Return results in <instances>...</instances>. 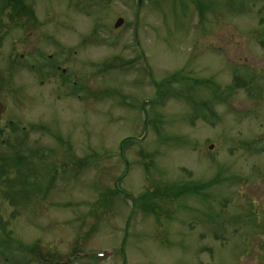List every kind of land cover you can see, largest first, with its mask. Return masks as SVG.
I'll return each instance as SVG.
<instances>
[{"label": "rangeland", "instance_id": "obj_1", "mask_svg": "<svg viewBox=\"0 0 264 264\" xmlns=\"http://www.w3.org/2000/svg\"><path fill=\"white\" fill-rule=\"evenodd\" d=\"M262 42L264 0H0V264H264Z\"/></svg>", "mask_w": 264, "mask_h": 264}, {"label": "water", "instance_id": "obj_2", "mask_svg": "<svg viewBox=\"0 0 264 264\" xmlns=\"http://www.w3.org/2000/svg\"><path fill=\"white\" fill-rule=\"evenodd\" d=\"M122 25V20L121 19H118L114 25V28H118ZM2 112V106L0 105V114Z\"/></svg>", "mask_w": 264, "mask_h": 264}, {"label": "trees", "instance_id": "obj_3", "mask_svg": "<svg viewBox=\"0 0 264 264\" xmlns=\"http://www.w3.org/2000/svg\"><path fill=\"white\" fill-rule=\"evenodd\" d=\"M13 1H15V3H18L20 0H13ZM260 45L261 46H264V42H262V43H260ZM236 80H240V79H238L237 77H236ZM238 82V81H237ZM18 160H19V158H18ZM21 160V159H20ZM92 257V256H91ZM92 259H93V257H92Z\"/></svg>", "mask_w": 264, "mask_h": 264}, {"label": "flooded vegetation", "instance_id": "obj_4", "mask_svg": "<svg viewBox=\"0 0 264 264\" xmlns=\"http://www.w3.org/2000/svg\"><path fill=\"white\" fill-rule=\"evenodd\" d=\"M49 59H50V57H48V60H49ZM39 67H41V66H39ZM31 68L36 70L37 67H36L35 65H32ZM62 73H63V71H62ZM77 97H78V96H77ZM0 117H1V116H0Z\"/></svg>", "mask_w": 264, "mask_h": 264}]
</instances>
